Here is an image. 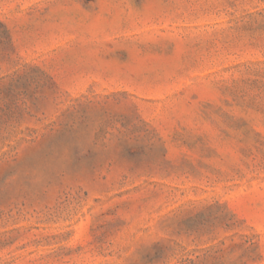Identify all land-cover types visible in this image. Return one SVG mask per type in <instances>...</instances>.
<instances>
[{
  "label": "rangeland",
  "instance_id": "rangeland-1",
  "mask_svg": "<svg viewBox=\"0 0 264 264\" xmlns=\"http://www.w3.org/2000/svg\"><path fill=\"white\" fill-rule=\"evenodd\" d=\"M0 264H264V0H0Z\"/></svg>",
  "mask_w": 264,
  "mask_h": 264
}]
</instances>
